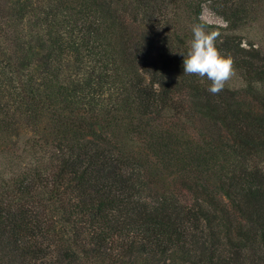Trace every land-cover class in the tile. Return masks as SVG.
Segmentation results:
<instances>
[{
	"label": "trees",
	"instance_id": "1",
	"mask_svg": "<svg viewBox=\"0 0 264 264\" xmlns=\"http://www.w3.org/2000/svg\"><path fill=\"white\" fill-rule=\"evenodd\" d=\"M0 264H264V0H0Z\"/></svg>",
	"mask_w": 264,
	"mask_h": 264
},
{
	"label": "clouds",
	"instance_id": "2",
	"mask_svg": "<svg viewBox=\"0 0 264 264\" xmlns=\"http://www.w3.org/2000/svg\"><path fill=\"white\" fill-rule=\"evenodd\" d=\"M191 31L190 47L183 59V74L206 78L210 81L207 91L217 95L235 75L234 62L216 48L219 33L207 32L200 24H194Z\"/></svg>",
	"mask_w": 264,
	"mask_h": 264
},
{
	"label": "rangeland",
	"instance_id": "3",
	"mask_svg": "<svg viewBox=\"0 0 264 264\" xmlns=\"http://www.w3.org/2000/svg\"><path fill=\"white\" fill-rule=\"evenodd\" d=\"M201 18H202V20H204L208 24H213V25H218V26H224L225 25L223 20L220 17L216 16L214 13H212L210 11V9H208V7H204ZM260 25H261V23H260ZM256 26L258 27L259 25H256ZM248 32L252 33L253 31L249 30ZM242 34H243V36H246L247 32H244ZM244 45L245 44L243 43V46ZM227 85L230 88H235V89H238L241 86L240 78L236 72H235V75L227 82Z\"/></svg>",
	"mask_w": 264,
	"mask_h": 264
}]
</instances>
